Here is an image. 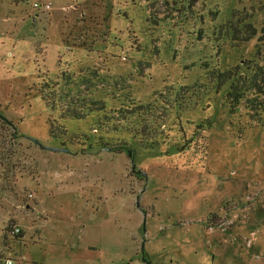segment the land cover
<instances>
[{"label": "rangeland", "instance_id": "374dc122", "mask_svg": "<svg viewBox=\"0 0 264 264\" xmlns=\"http://www.w3.org/2000/svg\"><path fill=\"white\" fill-rule=\"evenodd\" d=\"M42 2L0 0V264H264V125L213 78L255 58L264 0ZM240 17L256 28L241 43ZM45 81L107 108L154 101L161 142L69 120L89 140L62 143Z\"/></svg>", "mask_w": 264, "mask_h": 264}, {"label": "trees", "instance_id": "16d2710c", "mask_svg": "<svg viewBox=\"0 0 264 264\" xmlns=\"http://www.w3.org/2000/svg\"><path fill=\"white\" fill-rule=\"evenodd\" d=\"M240 24H243L241 31ZM233 32V40L241 43L252 39L256 35V28L250 22H246L244 17H240L233 27ZM256 49L254 59H244L240 64L228 66L224 71L216 69L213 78L216 90L228 84L225 103L230 113L242 110L253 123L264 125V35L259 37ZM40 94L41 99L52 110L57 107L58 118L50 121L49 135L64 144H82L89 140L86 133H70L64 124L69 120L76 123L86 121L99 138L116 135L123 143L129 138L137 141L143 148L161 142L159 124L165 114L157 110L158 105L154 101L107 108L100 99L80 94L72 97L61 96L58 83L50 84L46 81L42 84ZM79 134L83 138H79ZM184 142L188 144L186 140ZM15 228L12 222H9L7 231L14 235L16 241H20L24 234L20 230L15 232Z\"/></svg>", "mask_w": 264, "mask_h": 264}, {"label": "water", "instance_id": "95a60500", "mask_svg": "<svg viewBox=\"0 0 264 264\" xmlns=\"http://www.w3.org/2000/svg\"><path fill=\"white\" fill-rule=\"evenodd\" d=\"M0 118H2L6 122H8L10 125H12V123L6 117L0 115ZM30 139L34 143L38 144L43 149H48V150H52V151H66L67 150L66 148H63V147H48V146H45V145L41 144L37 139H34V138H30ZM128 154L131 155V152L128 151ZM132 168H134V165H132ZM144 261L146 262V264H151L149 261H146V260H144Z\"/></svg>", "mask_w": 264, "mask_h": 264}, {"label": "built area", "instance_id": "2783aa9c", "mask_svg": "<svg viewBox=\"0 0 264 264\" xmlns=\"http://www.w3.org/2000/svg\"><path fill=\"white\" fill-rule=\"evenodd\" d=\"M51 2H42V0H33V7L34 8H44V9H50V4ZM19 231V228L16 227L15 228V232H18ZM5 264H13V261L11 259H6L5 261ZM136 264H140V263H136Z\"/></svg>", "mask_w": 264, "mask_h": 264}]
</instances>
